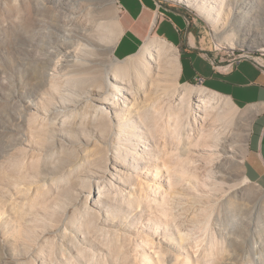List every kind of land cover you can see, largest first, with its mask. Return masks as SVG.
<instances>
[{
	"label": "rangeland",
	"instance_id": "rangeland-1",
	"mask_svg": "<svg viewBox=\"0 0 264 264\" xmlns=\"http://www.w3.org/2000/svg\"><path fill=\"white\" fill-rule=\"evenodd\" d=\"M236 1L242 3L246 16L224 14L220 24L199 9L203 1L196 6L160 0L159 5L162 10L186 9L195 18L199 46L217 66H224L230 54L263 63L256 46L264 42V0ZM57 20L66 23L67 36L85 35L80 42L94 49L86 56L88 66L75 71L83 77L78 99L94 90L105 92L106 74L122 66L108 50L117 24L122 26L117 0H0V264H142L143 259L156 264L159 254L166 264H177L176 257L180 264H264V189L246 182L244 172L255 117L239 109L228 122L216 115L192 119L180 142L170 137L161 142L168 150L178 143L179 151L192 159L196 178L209 185L215 201L209 214L211 229L206 230L203 205L190 200L184 201L186 208L175 204V218L162 220L165 223L158 229L161 212L154 201L156 192L146 187L141 192L136 186L146 181L156 184L146 176L147 158L125 162L132 178L107 184L103 198L86 208L87 200L77 189L90 188V174L103 171L107 154L115 149L107 146L112 143L111 128L89 117L90 107L71 105L70 110L59 112L56 104L61 98L43 87L42 68L48 53H54L47 42ZM99 24L107 28L100 34L92 32L91 27ZM175 48L182 61V49ZM114 56L117 59L116 50ZM55 65L53 57L52 71ZM130 70L135 78L141 64ZM72 75L59 79L60 86L69 85L66 81ZM160 81L161 94L166 86L178 83L173 77ZM179 82V91L185 85L206 88L197 82ZM68 99L67 103L73 100ZM223 109V105L216 107V111ZM226 135L233 138L228 146L236 149L234 158L221 168L212 157L203 169L197 167L202 149L213 148ZM132 189L138 190L133 195L141 202L129 211L126 200ZM186 192L193 197L189 188ZM214 239L224 253L210 262L207 256Z\"/></svg>",
	"mask_w": 264,
	"mask_h": 264
},
{
	"label": "bare ground",
	"instance_id": "bare-ground-1",
	"mask_svg": "<svg viewBox=\"0 0 264 264\" xmlns=\"http://www.w3.org/2000/svg\"><path fill=\"white\" fill-rule=\"evenodd\" d=\"M181 1L196 6H199L200 1H203L205 5L199 9L204 10L206 16L214 24H220L224 14L232 15L235 13L236 16H242L243 18L246 16L243 12L242 3L236 0ZM227 6L229 7L227 8ZM226 11L227 13H225ZM53 25L54 28L51 30L47 44L53 45L54 53H48V61L42 68L43 87L61 98L62 101L56 104V109L59 112L70 110L71 105L75 107L86 105L93 112L89 117H94L95 122L101 120L110 127L113 137L112 143L107 146L108 148L114 147L115 150L107 154L106 163L104 162L105 169L99 172L93 171L90 174V188L86 189L80 186L77 189L79 195L87 200L86 208L88 209L90 204L92 206L96 205L103 198L102 193L105 191L107 184L113 185L114 181L121 183V179L127 176L132 178L133 175L130 173L132 169L125 162L129 159L135 162H144L143 159L147 158L146 163L149 165L146 176L156 184L151 185V182L146 181V184L139 182L136 186L141 192L144 191V187H146V191L154 189L156 192L157 199L154 201L157 209L161 212V215L159 214L161 219L158 222V229L169 218H175V204L178 207L185 206L184 201L188 200L193 204L203 205L202 210L208 215L206 230L211 229L209 214L214 210L212 204L215 201L209 185L201 183L196 178V174L193 173L192 169V159L179 151L178 143L176 146L172 145L173 147L171 146L168 150L167 144L161 142L162 139L167 137H170L173 142H180L184 129L190 126L192 119L194 121L196 119L205 120L206 117L216 115V119L228 122L232 120L234 112L239 108L231 99L224 96L220 97L222 95L204 87L196 88L192 85H185L183 90L179 91L178 85H181L179 79L182 71L181 60L175 46L164 38L150 35L142 46L139 55L137 53L131 55L124 60L126 61L125 64L124 61L116 59L114 52L123 33L122 26L118 24V29L114 32L108 50L114 62L121 63L122 66H117L113 74H106L108 88L105 92L94 90L81 95V98L78 99L80 95H78L77 90L83 77L75 71L88 66L89 61H86V56L93 53L94 49L80 42L86 39L85 35L81 38L67 36L64 21H54ZM105 27L106 25L99 24L97 27H91V30L100 34L99 31H102L100 29ZM258 33L261 32L258 31ZM230 47L234 48V45L231 44ZM256 48L264 56V42L258 44ZM53 57L56 59V67L52 71ZM148 60L153 63V66ZM136 63L141 64L143 71H135V78H133L130 69ZM72 73V77H69L66 81L69 85L61 87L59 79ZM83 73L89 74L88 71ZM147 77L150 78L149 83ZM167 77H173L174 80H178V83L175 81L174 84L166 86L161 94L160 80ZM113 82H115V85L112 84ZM199 85L203 86V84ZM68 98L73 100L67 103V101H70ZM140 99H142V102ZM147 103L149 105H146ZM220 105H223L224 109L216 111V107ZM28 107H31V105L28 104ZM226 109L228 110L225 111ZM232 140V137L226 135L224 141L216 140L213 148L202 149L203 153L198 155L199 161L195 162L197 167L203 169L204 164L211 157L217 159L215 163L217 168L223 167L227 160L233 159L237 154L235 148L228 146V143L232 145ZM95 146L99 145L96 143ZM188 179L191 181L190 185L185 187ZM245 181L249 182L247 177H245ZM215 182L217 180H214L213 184ZM186 188L191 191L192 198L186 196L188 195ZM232 189L234 190L235 187H231ZM137 192V189H132V192L127 195L126 207L129 211L134 210L137 201L141 202L140 198L133 195ZM107 196L106 194V198ZM205 205H208L207 208ZM162 220L165 221L162 222ZM261 235V239H263L264 231L261 232ZM146 242H151V239H147ZM215 242L217 243L214 239V245L207 256L210 262H217L221 254L224 253V248H220L218 243ZM176 260L177 264H180L177 257ZM142 264H153V261L143 259ZM156 264H166L162 254L157 257ZM183 264H188V262H183Z\"/></svg>",
	"mask_w": 264,
	"mask_h": 264
},
{
	"label": "crops",
	"instance_id": "crops-1",
	"mask_svg": "<svg viewBox=\"0 0 264 264\" xmlns=\"http://www.w3.org/2000/svg\"><path fill=\"white\" fill-rule=\"evenodd\" d=\"M117 2L123 30L115 49L117 59L138 53L150 35L164 38L182 49L181 82L198 83L204 78L207 89L231 99L239 110L255 117L244 172L250 183L264 189V67L251 57L231 69L217 66L207 57L208 51L199 46L195 18L186 9L162 10L160 0Z\"/></svg>",
	"mask_w": 264,
	"mask_h": 264
},
{
	"label": "built area",
	"instance_id": "built-area-1",
	"mask_svg": "<svg viewBox=\"0 0 264 264\" xmlns=\"http://www.w3.org/2000/svg\"><path fill=\"white\" fill-rule=\"evenodd\" d=\"M246 60V57H235V54H230L228 55V58L226 60V64L224 66H221L224 69H231L232 67L240 64L242 61ZM253 61H255L256 63H258L259 65H261L262 67H264L263 64H261V62L259 61L258 58L252 59ZM199 84H204V78H200L198 80Z\"/></svg>",
	"mask_w": 264,
	"mask_h": 264
}]
</instances>
